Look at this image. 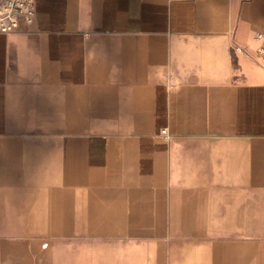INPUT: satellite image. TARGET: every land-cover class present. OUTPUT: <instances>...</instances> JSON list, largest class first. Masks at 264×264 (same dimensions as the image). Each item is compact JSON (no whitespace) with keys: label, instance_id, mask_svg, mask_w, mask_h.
Returning <instances> with one entry per match:
<instances>
[{"label":"crops","instance_id":"0c3cea01","mask_svg":"<svg viewBox=\"0 0 264 264\" xmlns=\"http://www.w3.org/2000/svg\"><path fill=\"white\" fill-rule=\"evenodd\" d=\"M260 35L264 0H36L0 33V264H264Z\"/></svg>","mask_w":264,"mask_h":264},{"label":"built area","instance_id":"2783aa9c","mask_svg":"<svg viewBox=\"0 0 264 264\" xmlns=\"http://www.w3.org/2000/svg\"><path fill=\"white\" fill-rule=\"evenodd\" d=\"M36 17V0H0V33L16 32L22 24L31 25ZM257 64L264 70V35L258 37ZM167 136V132L163 131Z\"/></svg>","mask_w":264,"mask_h":264}]
</instances>
